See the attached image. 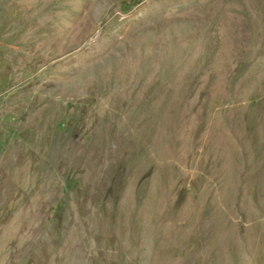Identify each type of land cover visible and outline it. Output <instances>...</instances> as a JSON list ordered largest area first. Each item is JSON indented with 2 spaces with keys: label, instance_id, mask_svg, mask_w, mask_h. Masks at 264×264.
Segmentation results:
<instances>
[{
  "label": "rangeland",
  "instance_id": "obj_1",
  "mask_svg": "<svg viewBox=\"0 0 264 264\" xmlns=\"http://www.w3.org/2000/svg\"><path fill=\"white\" fill-rule=\"evenodd\" d=\"M0 264H264V0H0Z\"/></svg>",
  "mask_w": 264,
  "mask_h": 264
}]
</instances>
